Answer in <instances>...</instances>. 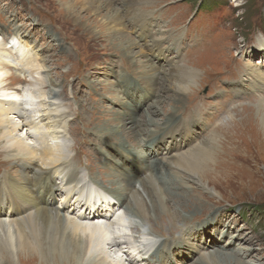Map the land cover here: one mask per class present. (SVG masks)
<instances>
[{
    "label": "bare ground",
    "instance_id": "obj_1",
    "mask_svg": "<svg viewBox=\"0 0 264 264\" xmlns=\"http://www.w3.org/2000/svg\"><path fill=\"white\" fill-rule=\"evenodd\" d=\"M143 3L150 4L146 0ZM59 5L66 16L73 18L74 26L80 25L95 39L101 38L102 47L110 51L109 57L115 55L112 57L114 63L121 57L130 65L128 68L136 74V77L132 76V83L140 81L143 86L139 83L138 87L143 89L146 85L148 88L136 96L130 85L119 82L124 98L119 97L118 88L119 96L112 93L113 96L109 95L112 102H106L104 97L110 91H106L107 86L115 87L107 78L113 75L111 78L115 79V74L106 71L103 65L113 69V73L115 67L114 63H101L97 69L102 77L105 76L106 82L102 78L91 80L89 72L84 74L89 97L81 95L74 105L66 104L72 118H66L62 124L65 117L57 101L62 85L50 77V60L41 56L49 51L51 45L33 51L29 42L31 32H26L29 24L20 23L13 12L10 16L13 19H10L0 7V22H5L0 27V155L7 157L3 165L17 178L10 186L0 180V264H13V250H17L18 255L30 253L46 264H127L130 253L123 251L122 246L131 242H125L120 234L110 230L112 225L119 228L128 226L133 240L148 236L156 238L155 243L158 244L151 254L155 261L148 264H170L177 257L183 261H175L174 264H264V257L258 258V252L262 250L252 231L246 229L247 234L241 236L236 234L238 229L233 231L230 222L238 224L236 214L227 217L218 208L210 212L202 209L211 204L213 197H217L209 188L206 175L210 171L207 174L206 169L210 170L208 165L221 152L217 139L225 131L222 129L226 123L224 116L232 121L234 106L256 107L259 119L257 129L264 146V57L262 62L258 59V51L264 47V42L260 40L262 44L256 45L255 51L245 43L242 47L245 50L238 53L241 58L230 56L227 71L213 75L212 89L219 88L222 80H232L226 89L219 90L226 92V99L210 107L205 99L189 96L197 88L196 79L201 71L193 66L194 61H185V58L190 59L191 53L197 55L205 46L208 47L212 43H208L212 35L201 36L185 51L180 37L158 38L152 20L137 13L138 10L131 6L128 10L132 13L125 10L124 14L114 0H62ZM100 14V19L96 20ZM125 22L129 23L138 44L128 34ZM155 30L161 32L160 28ZM7 35L15 41L13 45L9 44ZM50 42L55 46L61 45L60 40L55 38H51ZM172 49L175 51L172 52ZM238 49L235 48L236 51ZM242 57H246L245 62ZM238 61L244 66L243 70ZM233 69L235 71L230 75ZM13 70L25 78H17ZM204 74L208 76L206 72ZM55 75L59 77V73L55 72ZM16 79L18 83L14 84ZM168 92L173 94L172 102L167 106L170 112L157 106L164 99H153L147 104L144 116L136 119L152 95L156 93L162 97ZM134 96L137 98L133 99ZM123 99L134 110H124ZM83 109H87L86 114L82 113ZM22 110L26 111L24 114L28 118L25 122ZM175 112L179 116H173ZM95 118L102 121L91 124ZM205 126L211 132L207 135L209 129H205L207 136L204 138L202 131ZM67 133L75 139L74 146L68 145ZM81 134H85V140L78 138ZM200 138L202 140L198 141ZM121 143L131 154L121 150L117 159L113 151ZM69 149L81 151L84 163L79 153L70 158L67 154ZM225 157L229 160L228 156ZM70 161L86 165L90 176L100 166L106 170L103 179L98 177L99 182L102 191L116 202L109 206L111 208L107 212H112V207L118 205L123 209L125 220L115 221L109 214L108 217H101L104 222H92L102 215L101 206L97 204L92 207L88 204L82 216L70 215L68 202L85 200L83 192L76 194L73 191L78 181L73 179L76 170ZM232 161L235 162L234 159ZM3 165L0 164V169ZM53 167L67 169L66 172L62 170L61 187L48 176V170ZM217 177L210 179L211 185L215 184L212 182ZM44 181L45 185L37 186ZM89 181L94 179L90 177ZM5 186L8 192L5 206L19 217L18 223L21 224L15 227V243L11 226L1 218ZM19 190H26V196L17 197ZM60 193L67 195V200L58 207L56 197L61 196ZM195 240L197 244L193 243ZM233 240L249 246L257 243L259 249L242 251L238 247L239 250L235 251ZM116 245L118 248L115 251Z\"/></svg>",
    "mask_w": 264,
    "mask_h": 264
},
{
    "label": "rangeland",
    "instance_id": "obj_2",
    "mask_svg": "<svg viewBox=\"0 0 264 264\" xmlns=\"http://www.w3.org/2000/svg\"><path fill=\"white\" fill-rule=\"evenodd\" d=\"M59 1L62 0H0V7L4 12H6V14H8V17L14 13L20 23L29 24L27 31H25H30L31 35L36 34L29 40L32 42L31 45H34L40 50L47 47L48 44L51 45L49 51L44 52L45 54H40L42 57L50 60L49 64L52 68L50 71V77H54L55 81L62 85L57 94V101L64 113L65 119L62 120L63 124L66 122V118H72V112L68 109L66 104L69 103L71 106L74 105L75 100L79 99L81 95L89 97L88 87L86 86L87 82L84 78V74L87 75L89 72V74L91 73V80L102 78V81L104 80V82H106L105 76L102 77L100 75V70H98L97 67H99L101 63L105 64L106 62L108 65H113L115 59H112V57L115 55L109 57L110 51L109 49L105 50L102 47L104 43H102L101 38L95 39L91 37L89 33H86L81 29L80 25L74 26L73 18L65 15L64 11L60 8ZM114 1L124 14L125 10H128V6H131V8H136V10H138L137 13L146 16V18H150L153 22L154 28L161 29L160 33L153 29L158 38L165 36L166 38L172 37V39L180 37V40L183 43V48L185 47V49L189 48L190 45H192V42L200 36L212 35V38L208 40V43H212L208 47L205 46L198 54L196 52L198 56L191 53L190 59L185 58V61H194L193 66L201 71L200 75L196 79L197 88L193 89L192 92H190V95L188 92L187 95H195L200 99H205L209 103L210 107L215 106L216 102L225 99V92H219V90L225 88L226 83L231 82V80H222L219 88H213V90L211 87L213 75L224 70L227 71L230 63V56L234 55V57H237L239 49L240 51H244L245 48L242 47L248 40L251 41L256 37L264 39V0H146L150 2L149 5H143V1L145 0ZM138 2H142V4ZM206 5H208L206 11L200 12V9L205 8ZM128 11L132 13V10L129 9ZM101 14L96 17V20L100 19L102 16ZM177 16H182L183 19L178 24H175L173 19ZM10 19L13 18L10 17ZM32 20H38L39 22H31ZM19 22L17 25L20 24ZM171 23L174 24V26ZM190 24L192 26H190ZM125 27L128 29V34L131 38L138 44L136 35L130 31L129 23L125 22ZM56 29L59 32H57ZM188 29H190V32L189 35L187 34L185 36V38L187 39L189 36V39L185 41L183 36ZM180 31H182L180 34L181 36L178 35ZM32 32H34V34ZM51 38L60 40L61 45L55 46L56 44H51ZM196 41L197 40H195V42ZM195 42L193 44H195ZM234 47H238L239 49L236 51ZM61 49L62 51H60ZM250 49L252 48L250 47ZM63 51L66 53H63ZM133 51L135 52L137 50ZM115 54L119 53L115 52ZM192 54L195 56H192ZM263 57L264 53L259 55L258 59L260 62L263 61ZM240 58L241 55L237 57V59ZM151 62H153V60H151ZM238 64L240 65V69L243 70L244 66H242L241 61H238ZM128 66L130 65H127V62L121 57H118L113 65V67H115L114 73L113 69H108L106 65H103L106 71H109L111 74H115V79L111 78L114 77L113 75H111V77L108 76L107 78L113 82L115 87L109 88L107 86L108 89H106V91H110L109 94L104 97L106 102L107 100L109 103L112 102L109 98L110 96H113V94L115 96H119L117 93V90L120 89L118 87L119 82H123L124 85H130L131 91L135 92L136 96L143 93V89L148 88L146 85H144L145 88L143 89L138 87L139 83L143 86L140 81L132 83L134 82V80H132V76L136 77L134 76L136 74L135 72L132 73ZM234 71V69L231 70V73L229 74L232 75ZM16 72L17 71L13 70V73L17 76V78H25L22 74H18ZM55 72L59 73V77L55 75ZM203 72H206L208 76H206ZM66 76L67 78L65 84L63 81ZM119 78H122V80L119 81ZM16 83H18V79H16L14 84ZM136 96H134L133 99H136ZM119 97L124 98L121 89ZM158 97L159 96L156 93L152 95L146 101L145 106H143L141 111L138 113L139 117H136V119L144 116L143 112L146 111L147 104L150 103L149 101H153V99H164L163 103L160 105L157 104V106L162 107L166 112H170V109H167V106L172 102L171 99H173V94L168 92L164 94V96ZM253 99L257 98L253 97ZM123 101L125 104L123 108L124 110H134L133 106L127 105L128 101H126V99H123ZM252 102L255 103L254 101ZM93 105H95V103H93ZM255 108L256 107L253 108L252 105L234 106L232 112L235 114L230 122L227 117L224 116L223 119L224 121L226 120V123L223 124L224 127H222V129L224 128L225 131L221 134V137L217 139L218 142L220 141L219 143L221 148L218 144L217 147L221 149V152H218L213 158V162L208 165L210 170L206 169L207 174L210 171L209 175H206V180L210 183L209 188L213 189V193L217 197H213L214 199L212 200L209 196H205L212 201L209 206H204L202 209L204 212H210L212 209L218 208L223 214H227V217H232L236 214L238 224L236 222H230V225L233 226V231L238 229V232L236 233L238 236H241V234L245 235L248 231H252L255 239L260 243V249L263 251V253L262 251L260 253L256 251L258 252L259 258L264 257V146L262 143L263 139L258 133L259 129H257L259 127V119ZM99 111L102 112L101 109H99ZM82 113L86 114L87 109H83ZM173 114L175 117L178 116V112ZM10 116L12 117V115ZM14 117L15 116H13V118ZM116 118L117 116L114 117L113 121ZM92 121L91 124H95L98 121H102V119L95 118ZM205 129H209V127L205 126L202 131L204 138L211 132V129L207 130L206 135L204 133ZM239 130H242L241 132L246 134L244 135L243 133H240ZM68 132H70V130H68ZM73 133L78 135L81 131H79V133ZM84 135L81 134L78 138H80V140H85ZM227 135L229 136L228 139L226 138ZM67 136L66 141L69 146H72L75 139L72 138L70 133H67ZM201 138L198 141H201ZM25 142L28 143L26 140ZM223 142L226 144L224 148V144H221ZM125 146L126 145L121 143L118 147H116L115 151H113L114 154H112L117 159L119 158L117 154H119L121 150H125L128 154H131ZM73 150L76 151L77 149ZM68 153L71 154L69 151L67 154ZM76 153H79V158L81 159V162L84 163V154L81 151H76ZM225 156H228L229 160ZM6 159V156L0 155V164L3 165V162L4 160L6 161ZM233 159L235 162L232 161ZM227 165L229 167H226ZM3 167L4 165L1 169H3ZM73 167L77 170L83 166L76 167L73 165ZM225 167L227 168L226 170ZM95 169L96 171L93 176L97 178L101 177L103 179V174H105L106 170H103L101 166ZM78 171L86 172L84 168H80ZM3 174H6L9 180L17 179L15 174H9L5 169L0 172V177L3 176ZM214 176L218 177L215 182H212L215 184L211 185L210 179ZM196 195L197 194H195L194 197H196ZM226 208L227 210L225 212ZM7 216L8 215L4 216V221L11 226V231L14 235L13 241L15 243V240H17L15 237L16 228L21 224L18 223L17 218H7ZM247 237L249 236L247 235ZM237 241L238 240H233L232 243L235 244L233 246V250L235 251H238L239 248L242 251L244 249H259L257 243H254V246H249L248 244ZM193 243L196 244V241ZM240 245L243 247L241 248ZM209 250L210 249H208V251ZM256 252H254V254ZM12 254L13 264H46L41 263L39 258L37 259V256H31L30 253L27 255H18L17 250H13Z\"/></svg>",
    "mask_w": 264,
    "mask_h": 264
}]
</instances>
